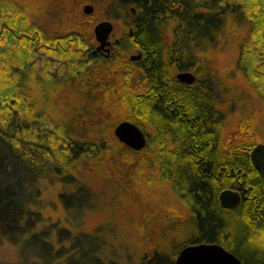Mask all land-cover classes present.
<instances>
[{"label":"trees","instance_id":"16d2710c","mask_svg":"<svg viewBox=\"0 0 264 264\" xmlns=\"http://www.w3.org/2000/svg\"><path fill=\"white\" fill-rule=\"evenodd\" d=\"M101 19L122 23L110 58L94 52ZM136 48L140 61L129 57ZM181 71L196 80L182 82ZM259 108L264 0H0V245L16 248V261L0 264H122L101 256L126 239L136 246L129 264H175L202 242L264 264V173L251 155L259 142L226 134L234 112L239 129L262 139ZM99 110L112 118L94 121ZM123 120L145 131L146 147L117 138ZM157 186L187 221L168 219L153 242L141 230L161 213L140 220L141 198ZM227 188L243 194L235 207L220 202ZM101 236L94 260L71 258Z\"/></svg>","mask_w":264,"mask_h":264},{"label":"rangeland","instance_id":"374dc122","mask_svg":"<svg viewBox=\"0 0 264 264\" xmlns=\"http://www.w3.org/2000/svg\"><path fill=\"white\" fill-rule=\"evenodd\" d=\"M87 3H90V4L94 5L92 2L87 1L82 6V11L83 12H84V10H83L84 9V5L87 4ZM94 7L96 9L95 5H94ZM102 20H105V19H101L99 21H102ZM43 24L45 25V27H46V29L48 31L52 30V25L53 24H52V22L49 19L43 21ZM113 24H114V30H113L112 35H115V36L119 35V33L123 29L122 28V23L118 21V22H113ZM95 25H94V27H95ZM93 32H94V29H93ZM94 36H95V34H94ZM115 36H113L112 39H114ZM95 40H96V38H95ZM96 44H97V41H95V46H96ZM95 46H94V49H95ZM139 50H140L139 48H136L130 54L135 53V52H137ZM142 77H143V75H142V73H140L139 76L135 77V79L133 80V84L131 85V87L134 90H139L140 89L139 86H142V81H143V80H141ZM240 90L248 91V88H246V86L242 85L240 87ZM259 110H261V108H259ZM260 112L261 113H260V115L257 116V119L258 118L260 119L259 123H260V125H261V127L263 129L262 139H259L258 136H256L255 133L253 134V132H251V131L248 132V131H242L241 129H239L238 125H239L241 116H239L238 114H235L233 112L230 115V117L228 118V123L226 124V127H227V130H226L227 133L226 134L230 135V141L231 142H236V141L242 140L244 137H246V139L248 141H256V142H259V143L264 142V112H262V110ZM98 113H100V115H102V116H98V114L94 113V115H95L93 117L94 121H97V120L98 121H100V120L102 121V120H105V119L112 118V115H109V116H106V117L103 116V114H104L103 111L99 110ZM251 124L253 126H255V125H257V122L256 121H254V122L251 121ZM124 180H125V176L123 177V181ZM122 185H123V183H122ZM162 188L163 187L159 188L157 186V189L154 190V195L155 196H154L153 199L152 198L149 199L150 196L149 197L147 196L148 199L145 200V201L141 198L143 203L141 201V216H140V220L145 219L148 216V214L150 215V214L154 213L155 211H157L158 214L161 213V216H160L161 218L159 220L149 222L147 224V228H145V227L142 228L141 232L145 231L144 233H142V235L145 237L146 241H148V239H150L153 242L157 241L158 240V231L161 229V227L164 224V222L167 221L168 219L169 220L178 219V217H179V219L181 221H185V222L187 221V217L185 215V211L180 206H179V209H181V212H183L184 215H182V216L178 215L177 217L173 216V214L170 212L172 210L171 207L176 206V205H175V203H173V199L171 198L170 193L166 192L165 189L162 190ZM146 195H148V194H146ZM134 199H139V198L134 197ZM165 206H166V208H165ZM150 208H152V209H150ZM168 208H170V209L168 210ZM172 216L176 217V218H173ZM93 221H91V222H93ZM94 223H95V221H94ZM108 236H110V235H105V237H108ZM102 237L103 236L98 238L97 242L91 241V242H87V243H83V244L78 245L79 247L76 248L75 254H72L71 258H73L74 260H77L78 263L79 262H83L85 260H94L93 259L94 251L96 249L104 247L103 244L105 243V241L102 239ZM15 251H16V248H15L14 245H11L8 242H5V243L0 245V258H5L6 259L5 261L14 262V261H16V260H14L15 259ZM135 252H136V246H135L134 242L126 239L124 242H115L114 246L111 247V248L106 246L105 247V255L101 256V258H103L105 260H120V262L122 264H129V260H131V261L132 260H137ZM39 254H41L39 251H36V252L33 251V252L30 253L29 257L32 260H37V261H39L41 263H43V262H45L47 260H50V259H47L43 255L40 256ZM71 258H70V260H72ZM60 260H65V258L60 259Z\"/></svg>","mask_w":264,"mask_h":264},{"label":"water","instance_id":"95a60500","mask_svg":"<svg viewBox=\"0 0 264 264\" xmlns=\"http://www.w3.org/2000/svg\"><path fill=\"white\" fill-rule=\"evenodd\" d=\"M84 13L92 14L95 10L94 5L87 3L84 5ZM114 24L111 20H102L94 27V34L98 45L94 52L102 50L110 51V36L113 33ZM139 57V56H138ZM132 60H136L135 54L131 55ZM177 77L185 83H193L196 74L192 71L178 72ZM117 138L128 147L141 150L146 147L148 138L145 131L136 123L123 120L114 129ZM252 159L258 168L264 173V142L258 143L251 152ZM260 163L263 165L260 166ZM221 204L225 207H235L241 202L239 191L227 188L220 193ZM175 264H244L243 260L234 252L228 250L220 243L202 242L190 244L182 248L179 252Z\"/></svg>","mask_w":264,"mask_h":264},{"label":"flooded vegetation","instance_id":"af4514ba","mask_svg":"<svg viewBox=\"0 0 264 264\" xmlns=\"http://www.w3.org/2000/svg\"><path fill=\"white\" fill-rule=\"evenodd\" d=\"M106 20V19H105ZM100 22V21H99ZM98 23V22H97ZM113 36H115V35H112L111 34V36H110V41H111V43H110V45H109V48H110V51L108 52V51H106V50H102V51H98V52H96V53H98V54H100L102 57H105V58H110L111 57V55H112V53H113V48H114V42H118V38L115 36L114 37V39H112V37ZM98 45V42H97V44H96V46ZM96 46H95V48H96ZM140 51V52H139ZM139 51H137V52H135V53H132V54H130L129 55V57H130V59H131V55H133V54H135L136 56H137V59L136 60H133V61H140V60H142L143 59V57H144V53H143V51L142 50H139ZM139 56V57H138ZM132 60V59H131ZM178 74V73H177ZM260 166L262 167V164L260 163ZM235 190V189H234ZM237 191H239V190H237ZM240 192V191H239ZM240 194H241V200L243 199V194H242V192H240Z\"/></svg>","mask_w":264,"mask_h":264},{"label":"bare ground","instance_id":"6f19581e","mask_svg":"<svg viewBox=\"0 0 264 264\" xmlns=\"http://www.w3.org/2000/svg\"><path fill=\"white\" fill-rule=\"evenodd\" d=\"M221 202V201H220Z\"/></svg>","mask_w":264,"mask_h":264}]
</instances>
